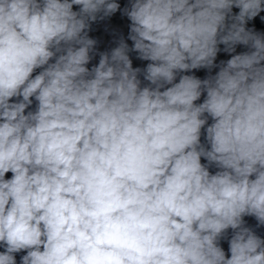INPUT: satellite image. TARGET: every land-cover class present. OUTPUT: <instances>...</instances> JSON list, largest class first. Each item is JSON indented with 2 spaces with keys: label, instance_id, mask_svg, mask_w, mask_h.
<instances>
[{
  "label": "clouds",
  "instance_id": "obj_1",
  "mask_svg": "<svg viewBox=\"0 0 264 264\" xmlns=\"http://www.w3.org/2000/svg\"><path fill=\"white\" fill-rule=\"evenodd\" d=\"M262 13L0 0V264H264Z\"/></svg>",
  "mask_w": 264,
  "mask_h": 264
},
{
  "label": "water",
  "instance_id": "obj_2",
  "mask_svg": "<svg viewBox=\"0 0 264 264\" xmlns=\"http://www.w3.org/2000/svg\"><path fill=\"white\" fill-rule=\"evenodd\" d=\"M118 2L121 3V6L123 7V5L126 3V0H118ZM262 15H264V13H262ZM128 23H130L126 17H124L123 19H121V17L119 16V14H116V16H114L111 20V24L114 26V27H117L119 28L120 30L123 31L124 35H125V38L127 37V32H128V28H127V25ZM255 26L257 27L258 30H264V24H262L259 19L257 18L254 22ZM249 26H252V24L250 23ZM94 29H99V30H94L93 32L90 33L91 36H99L101 37L102 40H104V43L100 45V50H105V48H108V47H111V46H114V45H110L108 43V41L110 40V37L107 35V34H103L102 35V29H103V25H94L93 26ZM130 45H131V42L130 41H127ZM223 47V46H221ZM245 50L243 48V46H238L237 47V51H243ZM133 64H134V67L136 66H145L147 62H141V61H138L135 59V55L133 54ZM230 58V56L226 53H219L218 54V57H217V63L219 62L220 59H228ZM98 59L99 57H96V59L92 62V63H98ZM91 66V65H90ZM218 71V69H213V74H215V72ZM207 73V70H204V69H201L199 71H196V75H198L199 77L203 78ZM203 139V138H202ZM202 163H206V161H204L202 159ZM216 169L212 168L210 169V171H212L213 173L215 172ZM9 176L11 175L10 173L8 174ZM245 220L246 222L248 223V225L250 226H255L256 224V221L254 218L252 217H245ZM229 232H231V230H229ZM257 234L260 235L262 238H264V227L260 228V229H257ZM221 245L222 247L225 249L226 253H227V250H228V245H227V242L226 241H222L221 242ZM3 249H0V251H2ZM22 254H25V253H21V254H17V261H18V264H19V257L20 255ZM228 255H230V253H228Z\"/></svg>",
  "mask_w": 264,
  "mask_h": 264
}]
</instances>
